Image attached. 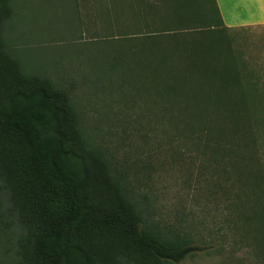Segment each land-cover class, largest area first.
<instances>
[{
	"label": "trees",
	"instance_id": "16d2710c",
	"mask_svg": "<svg viewBox=\"0 0 264 264\" xmlns=\"http://www.w3.org/2000/svg\"><path fill=\"white\" fill-rule=\"evenodd\" d=\"M98 2L119 40L94 46L95 54L73 51L85 58L88 77L111 79L151 104L159 99L158 113L174 114L175 131L182 125L177 134L200 141L210 156L239 159L233 171L249 177L260 207L244 223L261 220L264 236L263 177L243 163L255 158L251 113L264 110V83L221 36L230 29L214 0ZM10 3L0 0V264L180 263L196 249L145 224L67 91L20 73L2 38Z\"/></svg>",
	"mask_w": 264,
	"mask_h": 264
},
{
	"label": "rangeland",
	"instance_id": "374dc122",
	"mask_svg": "<svg viewBox=\"0 0 264 264\" xmlns=\"http://www.w3.org/2000/svg\"><path fill=\"white\" fill-rule=\"evenodd\" d=\"M98 3L11 0L2 31L9 56L22 75L48 78L67 91L81 127L145 224L196 249L178 264H264L262 221L244 223L255 198L249 177L233 171L239 159L201 152L200 141L177 134L182 125L175 131L173 113H158L159 99L151 104L103 76L91 80L85 58L74 56L76 49L95 54L94 46L119 40L117 26L104 22ZM220 32L252 77L264 83V25ZM251 114L255 158L243 163L248 174L259 169L264 183V110ZM259 188L264 196V184Z\"/></svg>",
	"mask_w": 264,
	"mask_h": 264
},
{
	"label": "crops",
	"instance_id": "0c3cea01",
	"mask_svg": "<svg viewBox=\"0 0 264 264\" xmlns=\"http://www.w3.org/2000/svg\"><path fill=\"white\" fill-rule=\"evenodd\" d=\"M224 27L239 29L264 25V0H214Z\"/></svg>",
	"mask_w": 264,
	"mask_h": 264
}]
</instances>
